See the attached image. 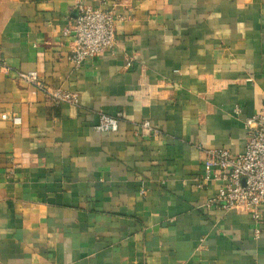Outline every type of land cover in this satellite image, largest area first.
Here are the masks:
<instances>
[{"label": "crops", "instance_id": "crops-1", "mask_svg": "<svg viewBox=\"0 0 264 264\" xmlns=\"http://www.w3.org/2000/svg\"><path fill=\"white\" fill-rule=\"evenodd\" d=\"M80 3L125 19L74 67ZM0 61V264H264V212L198 187L206 151L240 153L264 108V0H0Z\"/></svg>", "mask_w": 264, "mask_h": 264}, {"label": "built area", "instance_id": "built-area-1", "mask_svg": "<svg viewBox=\"0 0 264 264\" xmlns=\"http://www.w3.org/2000/svg\"><path fill=\"white\" fill-rule=\"evenodd\" d=\"M104 4V0H100ZM74 23L64 35H71L72 43L69 61L80 67L86 61L104 53H112L117 43L116 29L124 21L112 9L78 4ZM3 63L0 61V67ZM19 79L45 93L52 101L70 105L77 104V96L60 90L52 91L44 86L36 73H17ZM1 119H6L2 115ZM246 142L240 153L226 149L206 151L203 161L204 175L198 187L205 182H219L214 197L206 203L207 207L236 209L249 215L254 223L263 219L264 212V108L244 121ZM98 131L116 129V120L101 116ZM141 135H156L148 121L139 125ZM258 233V231H256Z\"/></svg>", "mask_w": 264, "mask_h": 264}]
</instances>
